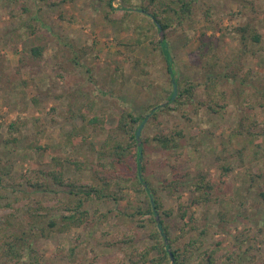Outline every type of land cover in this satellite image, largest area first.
Returning <instances> with one entry per match:
<instances>
[{
    "label": "rangeland",
    "instance_id": "374dc122",
    "mask_svg": "<svg viewBox=\"0 0 264 264\" xmlns=\"http://www.w3.org/2000/svg\"><path fill=\"white\" fill-rule=\"evenodd\" d=\"M186 1L187 17L179 24L174 14L164 32L149 15L162 6L150 0H0V169L8 171L4 183H16L8 197L31 191L21 175L37 174L51 190L30 197L49 215L58 212V199L71 196L44 176L56 167L109 195L84 203L80 226L35 240L20 264H123L130 251L155 242L148 214L133 217L137 205H147L145 194L132 188L137 165L129 156L118 162L114 154L116 141L128 142L130 127L119 122L127 112L144 117L135 137L142 146L139 173L172 212L163 221L175 247L202 241L182 264H206L205 250L214 251L215 264H264V42L248 37L252 30L264 37V0ZM150 20L156 30L147 31ZM242 26L249 28L244 37ZM201 32L223 66L218 71L235 74L219 79L212 93L202 61L193 62ZM145 34L167 42L174 78L193 86L190 102H171L177 84L169 100L173 85L165 61ZM243 42L246 52L240 53ZM35 44L44 46L39 59L31 56ZM210 94L224 106L212 111ZM177 131L178 149L162 148L155 139L177 137ZM169 180L176 184L167 191ZM200 180L213 189L208 201L192 204ZM27 202H15L17 221H27ZM10 211L0 207V218ZM154 217L157 225L159 214ZM134 231L132 240L115 243ZM148 258L139 264H150Z\"/></svg>",
    "mask_w": 264,
    "mask_h": 264
},
{
    "label": "trees",
    "instance_id": "16d2710c",
    "mask_svg": "<svg viewBox=\"0 0 264 264\" xmlns=\"http://www.w3.org/2000/svg\"><path fill=\"white\" fill-rule=\"evenodd\" d=\"M151 2L155 1L156 8L162 6V9L159 11H151L149 15L155 22V26L157 27V23L160 25V28L166 32L171 26L174 20L173 15L177 16L178 23L180 24L184 18L187 17L186 14H189V10H191V4L186 0H150ZM109 7L112 9L111 2L109 1ZM158 6V7H157ZM142 10H147L145 7H142ZM164 12L163 13H161ZM154 24L150 20L146 29L147 31L156 30ZM248 26L240 27L241 35L244 37V33L247 32ZM241 36V37H242ZM242 37V38H243ZM249 40L251 42L260 43L264 42V37H262L261 33L252 30L249 32ZM147 39L150 44L153 45V49L158 51L163 60L165 61V67L168 75L170 76L171 85L174 83L177 84L178 92L174 99H172V91L169 93V100L175 103L177 106L182 105L184 102H190L193 96V86L189 84L187 79H177L174 78V71L172 70V55L171 51L168 48V44L165 40L159 39H152L150 34H145L143 40ZM200 40L201 43L197 47L198 57L193 59L194 63H200V67L207 75V88L210 89V93L216 90L217 81L219 79H230L235 77V74L231 73L230 71H218L221 70L223 66H217L218 61L220 60L217 58L216 52L213 51L214 47L213 44L205 38V32L200 33ZM242 42V41H241ZM243 47H240L239 52L245 53L246 52V44L243 42ZM44 49L43 45L35 44L31 47V56L33 59H39L42 57V51ZM207 53H210L207 55ZM220 64V63H219ZM213 73V74H212ZM214 75V77L212 75ZM232 76V77H231ZM230 77V78H229ZM188 83V84H186ZM218 94V92H217ZM222 99L223 92L219 93ZM224 103L219 104L218 100H214V95L210 94V100L208 102V106L212 111H217V107L224 106ZM144 117L132 115L131 113L127 112L125 115L120 116V126H129L130 132L128 130V142L123 145L122 142L116 141L114 154H116V159L118 162L124 161L126 156L132 157L133 162L135 163L136 173L135 178L133 180V190L137 192V194L143 193L145 194V199L147 201L146 208L141 210V207L137 205L136 209L133 212V217H138L140 215L148 214L149 221L154 225L155 228L151 231V236L155 240V242L145 250L135 252L130 251V256L128 257V261L124 262L123 264H139V262H144L147 260L150 264H168V260H172V264H182L183 258H188L191 255L192 250H198L202 244V241L199 240H189L185 243V247L183 250L175 247V238L171 237L169 234V227L163 221V217L170 216L172 214L171 211L167 209H163L162 201L157 195V189L151 187L149 185V181L144 178L139 172L141 169L143 171L144 165L140 163L141 155H142V146H138L136 144L135 138V128L132 127L142 121ZM135 127V126H134ZM137 127V126H136ZM248 133V132H247ZM179 131L176 132L177 137L175 136H157L155 139L160 144L162 148H174L178 149L179 141L177 140L178 137H181ZM250 134V133H249ZM251 135V134H250ZM254 137L250 139L253 142ZM8 171L0 169V207L10 208L11 211L4 215V217L0 218V264H20L23 258L24 251L32 252V243L41 238H47L53 232H68L73 227H78L83 224L85 217L87 215V209L84 207V203L94 197H102L109 195L105 193L100 186H92L90 184H80L79 181H75L70 177H65L63 171L59 168H50L47 171H44V176L48 177L52 184L61 186V188H68L67 193L71 196L68 201H63L58 199V212L48 214L47 211L44 209H38L36 207V202L38 204L39 199L37 197H30L31 193L34 191L41 189L42 191H49L50 186L48 181H43L41 177L37 174H34L35 177H27L21 175L22 178H25L27 181V186L31 188V191H26L21 195L18 196H11L8 197L6 193L9 189V185L15 186V182H3V176L7 175ZM175 180H169L166 182L165 188L167 191L176 184ZM87 186L88 190H80V187ZM22 189V188H21ZM213 184L209 181L200 180L195 182L193 185V194L192 204H198L205 201H208L210 198V192H212ZM198 192V194H197ZM260 198L264 201V189L260 190L259 192ZM6 198V201L3 202L2 200ZM28 199L27 206L22 209V215L27 214V221H17L19 209L14 208V204L19 199ZM115 199H117L114 196ZM35 204V205H34ZM40 204V203H39ZM133 205V204H130ZM41 207H43L41 205ZM44 210V211H43ZM159 214V221L156 225L155 215ZM181 218L185 217V211H182ZM138 219V218H137ZM186 225V224H185ZM163 226V227H162ZM164 230V236L161 237L160 229ZM183 231V228H181ZM137 231L134 233H124L123 237L120 240L115 241L118 242H127L132 240L133 236L136 235ZM164 238L167 239V242H164ZM163 239V240H162ZM112 243V242H111ZM187 252V253H186ZM183 253H186L185 255ZM203 254L205 256L203 259L205 260L206 264H215L214 261V251H204ZM183 255V257H182ZM172 256V257H171Z\"/></svg>",
    "mask_w": 264,
    "mask_h": 264
},
{
    "label": "water",
    "instance_id": "95a60500",
    "mask_svg": "<svg viewBox=\"0 0 264 264\" xmlns=\"http://www.w3.org/2000/svg\"><path fill=\"white\" fill-rule=\"evenodd\" d=\"M157 27H158V30L161 31L160 25H159L158 23H157ZM175 94H176V84L174 83V84H173L172 98L175 96ZM143 122H144V120L139 124V126H138V128H137V130H136V132H135V137H136V138L138 137V134H139V132H140V128H141ZM171 257H172V256H171Z\"/></svg>",
    "mask_w": 264,
    "mask_h": 264
}]
</instances>
